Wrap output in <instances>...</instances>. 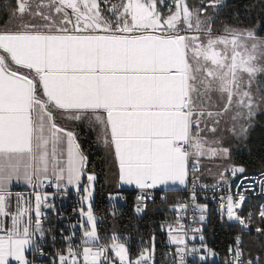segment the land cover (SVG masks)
Segmentation results:
<instances>
[{
    "label": "snow or ice",
    "instance_id": "snow-or-ice-1",
    "mask_svg": "<svg viewBox=\"0 0 264 264\" xmlns=\"http://www.w3.org/2000/svg\"><path fill=\"white\" fill-rule=\"evenodd\" d=\"M229 9L0 4V264H158L155 232L118 226L129 203L173 214L168 264H264V154L255 172L240 160L264 127V0ZM72 195L74 219L57 204Z\"/></svg>",
    "mask_w": 264,
    "mask_h": 264
},
{
    "label": "trees",
    "instance_id": "trees-1",
    "mask_svg": "<svg viewBox=\"0 0 264 264\" xmlns=\"http://www.w3.org/2000/svg\"><path fill=\"white\" fill-rule=\"evenodd\" d=\"M5 0H0V4H3ZM256 0H228V3L230 5V9L226 11V13L221 17V19L231 21L232 17L230 15V12L232 11H239L241 13V18L243 19L244 14V6L255 3ZM82 140L85 141L86 144H92V137L87 136L85 132L82 133L81 136ZM250 148L252 149L249 151V149L242 148L240 150V160L241 162H245L248 164L249 172L256 171V163L258 161V158L260 155L264 154V127H258L252 134L251 138V145ZM92 156L90 159L93 161V163L99 164L100 156L97 153L96 148L93 146L92 149ZM101 183H103V180H101ZM97 210L100 212L101 215L105 214V210L108 207L107 200L103 199L102 196L97 197ZM122 211L124 212V215L120 217V220L118 222V226L121 228H125L128 230H132L133 232L138 231L141 233L145 238L150 236L153 232L156 233L157 236V261L158 264L162 263L164 260L163 257V236L161 233V230L158 227V224L169 217L172 216V213L170 211H167L165 209H159L155 211L154 213L150 214L149 216L137 220L135 217L131 215V204L123 205L122 204ZM113 224V221L111 218H107L104 221V228L105 230H110L111 226ZM216 244L215 246L219 251H221V255H223V250L225 247L224 244V238L222 235H218L215 238ZM138 243V241L136 242ZM134 247L136 244L134 243Z\"/></svg>",
    "mask_w": 264,
    "mask_h": 264
},
{
    "label": "built area",
    "instance_id": "built-area-1",
    "mask_svg": "<svg viewBox=\"0 0 264 264\" xmlns=\"http://www.w3.org/2000/svg\"><path fill=\"white\" fill-rule=\"evenodd\" d=\"M252 172H255V171H252ZM14 191H26L25 188L23 187H17L14 189ZM57 204L60 205V208H61V211L68 217H70L71 219H74V216L72 215V209L74 207H76V198L74 195H72L71 197L67 198V199H64L63 201H57ZM173 215V214H172ZM69 223V220H65L63 222V224H67ZM162 233V236H163V254L168 251V244H167V237L166 235ZM164 257V255H163ZM160 264H168L166 258L164 257V260L162 263Z\"/></svg>",
    "mask_w": 264,
    "mask_h": 264
},
{
    "label": "crops",
    "instance_id": "crops-1",
    "mask_svg": "<svg viewBox=\"0 0 264 264\" xmlns=\"http://www.w3.org/2000/svg\"><path fill=\"white\" fill-rule=\"evenodd\" d=\"M85 133H86L87 136L92 137V134L91 133H88L87 131H85Z\"/></svg>",
    "mask_w": 264,
    "mask_h": 264
},
{
    "label": "rangeland",
    "instance_id": "rangeland-1",
    "mask_svg": "<svg viewBox=\"0 0 264 264\" xmlns=\"http://www.w3.org/2000/svg\"><path fill=\"white\" fill-rule=\"evenodd\" d=\"M208 181L210 182V178H208Z\"/></svg>",
    "mask_w": 264,
    "mask_h": 264
}]
</instances>
